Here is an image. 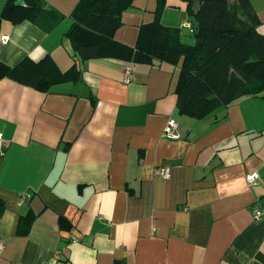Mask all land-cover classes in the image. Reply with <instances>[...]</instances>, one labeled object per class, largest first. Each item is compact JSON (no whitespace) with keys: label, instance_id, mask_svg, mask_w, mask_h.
Returning <instances> with one entry per match:
<instances>
[{"label":"crops","instance_id":"0c3cea01","mask_svg":"<svg viewBox=\"0 0 264 264\" xmlns=\"http://www.w3.org/2000/svg\"><path fill=\"white\" fill-rule=\"evenodd\" d=\"M43 1L65 16L50 32L3 19L0 0V61L49 54L62 70L76 63L80 78L48 93L0 79V264H264V97L182 115L176 67L74 59L65 33L80 0ZM251 2L264 35V0ZM158 6L133 0L115 39L134 46ZM158 17L182 27L187 4L167 0ZM172 118L180 139L164 135Z\"/></svg>","mask_w":264,"mask_h":264},{"label":"trees","instance_id":"16d2710c","mask_svg":"<svg viewBox=\"0 0 264 264\" xmlns=\"http://www.w3.org/2000/svg\"><path fill=\"white\" fill-rule=\"evenodd\" d=\"M181 1L187 4L191 43L184 39V26H166L159 21L158 13L167 0H157L156 19L143 24L136 44L128 46L114 36L133 0H80L65 33L74 59L169 63L177 69L173 91L178 112L196 119L228 106L238 97H264V35L258 31L260 20L251 0ZM196 1L197 8L193 5ZM1 17L14 24L28 20L46 32L65 19L43 0H6ZM2 78L48 93L56 84L78 80L80 70L76 63L62 70L47 54L37 61L24 57L13 66L0 61ZM4 210L0 199V216ZM34 218L29 214L20 218V234L28 233Z\"/></svg>","mask_w":264,"mask_h":264},{"label":"built area","instance_id":"2783aa9c","mask_svg":"<svg viewBox=\"0 0 264 264\" xmlns=\"http://www.w3.org/2000/svg\"><path fill=\"white\" fill-rule=\"evenodd\" d=\"M185 28H189L191 27V24L189 22L185 23L183 25ZM125 82L129 83L130 82V73L127 70L126 72V76H125ZM164 135L165 137H167L168 139H172V140H176V139H180L181 138V133L179 131V125L176 122L175 119H170L164 129ZM2 141L0 139V157L4 154L3 150H2ZM159 172L161 173V175H163L165 178H168L170 176L171 173V169L169 166H165L160 168ZM258 173L257 172H250L246 175V179L249 183H255L257 178H258ZM29 197V194H26L24 196V198ZM23 198V199H24ZM262 211L260 209V207H255L254 208V217L259 218L260 216H262ZM4 248V242L3 240H0V252L3 250Z\"/></svg>","mask_w":264,"mask_h":264},{"label":"rangeland","instance_id":"374dc122","mask_svg":"<svg viewBox=\"0 0 264 264\" xmlns=\"http://www.w3.org/2000/svg\"><path fill=\"white\" fill-rule=\"evenodd\" d=\"M187 29H189V28H187ZM185 40H186L187 42L191 43V42L193 41V38L188 37V38H186Z\"/></svg>","mask_w":264,"mask_h":264},{"label":"water","instance_id":"95a60500","mask_svg":"<svg viewBox=\"0 0 264 264\" xmlns=\"http://www.w3.org/2000/svg\"><path fill=\"white\" fill-rule=\"evenodd\" d=\"M19 2H22V0H19Z\"/></svg>","mask_w":264,"mask_h":264}]
</instances>
